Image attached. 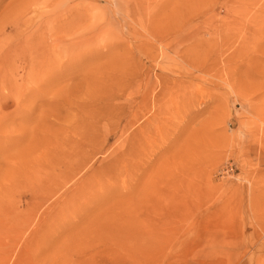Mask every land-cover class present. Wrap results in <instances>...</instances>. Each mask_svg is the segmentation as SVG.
<instances>
[{"label":"rangeland","instance_id":"rangeland-1","mask_svg":"<svg viewBox=\"0 0 264 264\" xmlns=\"http://www.w3.org/2000/svg\"><path fill=\"white\" fill-rule=\"evenodd\" d=\"M0 264H264V0H0Z\"/></svg>","mask_w":264,"mask_h":264}]
</instances>
